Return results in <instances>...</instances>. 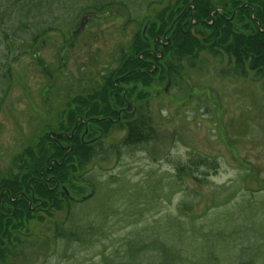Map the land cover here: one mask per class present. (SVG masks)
Returning a JSON list of instances; mask_svg holds the SVG:
<instances>
[{"label":"rangeland","instance_id":"rangeland-1","mask_svg":"<svg viewBox=\"0 0 264 264\" xmlns=\"http://www.w3.org/2000/svg\"><path fill=\"white\" fill-rule=\"evenodd\" d=\"M127 2L132 15L143 5V0ZM52 5L53 12L63 9L57 0ZM88 14L77 15L65 30L69 42L51 32L32 55L8 63L12 84L0 106V175L17 172L14 158L34 135L46 132L57 141L58 124L66 125L69 117L75 127L84 126L85 142L100 139L109 145L123 139V121L106 123L100 115L83 119L73 106L79 102L83 113L91 110L89 94H98L101 76L116 66L119 48L131 45L136 26L116 9L97 19ZM155 61L165 75L156 72L149 87L138 81L135 91L133 82L121 94L117 88L105 91L117 111L127 103L136 106L149 93L158 141L121 147L119 157L112 153L94 164L88 174L94 191L73 179L68 189L62 187L82 199L72 204L84 210L74 216L84 226L95 225L90 240L39 243L14 264H118L133 254L136 264L165 259L163 264H264V89L251 74L218 78L216 70L226 59L220 64L206 53L193 68L184 65L181 78L170 76L159 55ZM177 167L186 168L180 180ZM36 214L28 230L43 239L67 212Z\"/></svg>","mask_w":264,"mask_h":264},{"label":"trees","instance_id":"trees-1","mask_svg":"<svg viewBox=\"0 0 264 264\" xmlns=\"http://www.w3.org/2000/svg\"><path fill=\"white\" fill-rule=\"evenodd\" d=\"M52 1L15 0L10 6L0 5V106L4 102L5 88L12 84L7 82L11 79L8 63L12 65L23 56L32 55L39 41L51 32L61 34L63 44L69 42L71 34L67 38L65 30L77 15L80 14V19L89 13L97 19L106 9H116L120 17L127 15V24L136 26L131 45L126 49L119 48L116 66L101 76L98 94H89L91 110L83 113L80 103L75 102V112H72L79 113L83 119L100 115L106 123L110 120H106L107 117L123 121L125 135L118 144L106 145L100 139L85 142L80 137L84 126L77 122L75 127L71 117L66 119V125L58 124L57 141L46 132L34 135L14 158L17 172L0 175V264L26 260L28 250L39 243L58 240L83 243L90 240L92 234H88L95 225L84 226L74 216L84 211L82 205H72L82 199L68 196L62 187L73 179L80 180L84 188L94 191V184L88 176L94 164L112 153L119 157L121 147L136 148L158 141V126L151 116L149 93H145V99L136 104L135 111L130 109L118 118V111L114 104H110L106 92V88H117L121 94L126 89L123 86H128L129 82H133L130 89L135 91L138 81L147 88L156 72L164 74L162 67L152 70L157 62L150 49L154 40L158 42L157 38L165 36L170 39L161 50L170 76L174 78H181L183 66L193 68L199 55L206 53L218 59L220 64L225 63L216 70L218 78H242L251 74L264 89V0H143L134 15L129 12L127 0H57L63 5L58 12H53ZM222 58L226 62L221 63ZM151 61L155 63L150 64ZM140 69L152 72L141 73ZM94 100H97L95 104ZM185 169L177 167L179 180L187 174ZM30 201L34 205H30ZM63 208L67 214L62 221L55 222L49 237L42 239L28 230L29 222L38 219L36 213L45 211L53 215ZM158 245L160 249H166L165 244L159 242ZM136 256H128L118 264H136ZM166 262L167 259L163 263Z\"/></svg>","mask_w":264,"mask_h":264},{"label":"flooded vegetation","instance_id":"flooded-vegetation-1","mask_svg":"<svg viewBox=\"0 0 264 264\" xmlns=\"http://www.w3.org/2000/svg\"><path fill=\"white\" fill-rule=\"evenodd\" d=\"M193 25L195 26V23H193ZM165 40H164V42L160 39V38H157L158 40V42L156 43V40H154L153 41V52L152 53H154V55H156V57H158V55L161 57V60H162V53H161V49H163V47L164 46H166V45H168L169 43H170V39H169V37H163ZM159 47H158V46ZM161 46V47H160ZM159 53V54H158ZM160 59V58H159ZM158 63L159 62H161L160 60H158L157 61ZM152 63H155V61H151L150 62V64H152ZM156 67H160L158 64L157 65H155V66H153L152 67V70H155L156 69ZM143 71H145V72H152L150 69H142ZM97 90H93L92 92H96ZM131 108V110H133V111H135L136 110V106H130V104L129 103H127V105L126 106H123V107H120V109H118V118L121 116V113H123L122 111L124 110V112L125 113H127L128 112V110ZM107 119H112L111 117H107Z\"/></svg>","mask_w":264,"mask_h":264},{"label":"water","instance_id":"water-1","mask_svg":"<svg viewBox=\"0 0 264 264\" xmlns=\"http://www.w3.org/2000/svg\"><path fill=\"white\" fill-rule=\"evenodd\" d=\"M86 198H87V197H84L83 200L86 199Z\"/></svg>","mask_w":264,"mask_h":264}]
</instances>
